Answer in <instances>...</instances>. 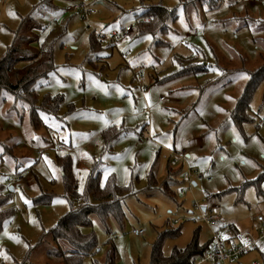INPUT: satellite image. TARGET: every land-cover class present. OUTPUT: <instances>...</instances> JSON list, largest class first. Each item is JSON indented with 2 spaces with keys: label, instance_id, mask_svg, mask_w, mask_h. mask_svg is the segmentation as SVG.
Returning a JSON list of instances; mask_svg holds the SVG:
<instances>
[{
  "label": "rangeland",
  "instance_id": "obj_1",
  "mask_svg": "<svg viewBox=\"0 0 264 264\" xmlns=\"http://www.w3.org/2000/svg\"><path fill=\"white\" fill-rule=\"evenodd\" d=\"M145 2L178 6L177 20L156 38L137 37L143 0H91L87 16L74 9L77 0H53L49 12L39 9L40 0H0V59L17 33L34 36L36 48L55 41L57 68L34 88L40 101L64 98L56 115L39 113L37 128L25 108L12 109V95L0 92V143L16 145L0 158L1 192L14 211L0 233V264L21 263L26 257L30 264H61L48 258L51 245L38 242L70 209L56 163L66 155L79 193L95 166L102 185L114 175L119 186L134 190L121 222L109 218L103 223L92 215V224L81 228L99 243L83 264H106L110 237L114 264H149L154 242L168 231L180 235L164 240L165 256L187 247L196 232L200 243L207 244L213 229L202 220L203 208L214 210L218 226L228 233L235 228L255 236L262 228L264 177L262 194L247 183L264 170V83L251 102L253 122L238 128L230 114L248 73L264 55V0H223L214 10L184 6L180 0ZM127 27L133 29L128 39L92 49L94 34ZM199 65L206 71L188 72ZM111 127L123 134L107 145L104 133ZM5 150L1 145L0 155ZM185 156L194 171L191 189L184 182L188 169L180 158ZM151 172L156 184L149 189ZM165 182L173 198L164 193ZM180 186L189 189L185 198L178 195ZM242 188L240 199L234 190ZM44 195L54 198L36 204ZM60 244L72 249L67 241ZM240 263L264 264V248ZM195 264L209 263L198 259Z\"/></svg>",
  "mask_w": 264,
  "mask_h": 264
},
{
  "label": "trees",
  "instance_id": "obj_2",
  "mask_svg": "<svg viewBox=\"0 0 264 264\" xmlns=\"http://www.w3.org/2000/svg\"><path fill=\"white\" fill-rule=\"evenodd\" d=\"M52 1L40 0L39 9H43L45 12L54 10L55 7L52 5ZM145 1L147 0H143L141 6L142 12L138 15L136 24L137 37L152 34L156 38L158 33L166 32L170 28V23L177 20L178 6L168 8L162 3L152 4ZM228 1L231 2L232 0ZM222 2L223 0H180V4H184V6H200L209 10L219 8ZM35 41L34 36L29 33L16 34L14 42L0 59V92L3 91L12 95L16 101L12 109L16 110L18 107L25 108L29 113L32 124L38 128L40 122L39 113L45 112L50 115H56L64 98L62 96H45L40 101L41 99L34 86L40 79L47 78L49 74L54 72L57 65L54 61L55 41H52L49 46L44 48H36L34 46ZM99 43L95 34L91 36V47L93 50ZM20 63L24 65L19 66ZM206 69L205 65H199L195 68L191 67L188 72H205ZM248 75L249 79L244 92L230 114V119L238 128H242L244 124L253 122L252 115L250 114L251 102L257 88L264 83V55L261 58V65L257 69L250 71ZM122 132V130L114 129V127L109 128L104 133L107 145L118 139L123 134ZM1 145L8 150H5L0 155V158L12 152L16 146H4V143H0ZM56 163L63 173L64 198L69 202L70 209L59 219L54 228L43 232L38 244L39 246L51 245L50 250L47 252L49 259L57 262L60 261L61 264H83L86 257L94 256L99 243L95 234H84L81 228L92 224L90 218L92 215H97L103 223H106V220L109 218L121 222L126 217L124 203L126 199L134 195V190L130 186H119L114 175H110L106 183L102 185L101 173L97 171L95 166L87 178L84 192L79 193L77 190V180L72 172L71 157L69 155L59 156ZM170 169L169 174L171 178L173 172ZM260 176L258 180L247 184H252L259 190V194H262L259 183L264 177V170ZM148 182L149 189H152L156 184L153 172H151ZM163 188L165 194L171 198L174 197L175 193L170 190L167 182H165ZM234 191L239 192V197L242 199L244 188L235 189ZM52 197L53 195L51 197L40 196L35 202L36 204H44L50 201ZM13 215L14 211L10 207L9 196L4 195L0 187V233L6 222ZM179 235V230L162 233L152 246L149 264H195L198 259L206 255L211 247L212 241L207 244H201L199 235L196 232L187 247L183 249L175 248L171 255L165 256L162 250L164 240L167 238H177ZM61 241H67L72 249L64 250L60 244ZM108 244L110 245V251L107 254L106 264H114L116 248L113 238L110 237ZM16 264L30 263L26 257L23 262ZM95 264L99 263L95 261Z\"/></svg>",
  "mask_w": 264,
  "mask_h": 264
},
{
  "label": "built area",
  "instance_id": "obj_3",
  "mask_svg": "<svg viewBox=\"0 0 264 264\" xmlns=\"http://www.w3.org/2000/svg\"><path fill=\"white\" fill-rule=\"evenodd\" d=\"M90 2L91 0H78V3L74 6V9L81 11L84 16H87L90 12ZM132 30V28L127 27L122 32H112L108 35L99 32L97 33V38L100 43L110 41L117 44L120 41L128 39ZM189 159V156L180 158V160L183 161L184 165L188 169L184 174V182L188 185L190 184L191 189L192 185H194V182L192 181L194 171L191 168V161ZM175 163H178V161H175ZM188 190L186 187L180 186L178 189L179 197L185 198ZM202 212V220L213 229V235L210 249L206 255L199 260L202 259L203 261H207L209 264H241V258L245 257L251 252L257 250L260 251L262 248H264V220L262 217L258 218V222L262 223V228L257 231L255 236H249L239 232L228 233L224 228L219 227L214 216V210L207 211L205 208H203ZM175 223L178 224L177 221Z\"/></svg>",
  "mask_w": 264,
  "mask_h": 264
},
{
  "label": "crops",
  "instance_id": "obj_4",
  "mask_svg": "<svg viewBox=\"0 0 264 264\" xmlns=\"http://www.w3.org/2000/svg\"><path fill=\"white\" fill-rule=\"evenodd\" d=\"M225 227V226H224ZM233 228V226H232ZM237 230L234 228V229H231V232H236Z\"/></svg>",
  "mask_w": 264,
  "mask_h": 264
},
{
  "label": "water",
  "instance_id": "obj_5",
  "mask_svg": "<svg viewBox=\"0 0 264 264\" xmlns=\"http://www.w3.org/2000/svg\"><path fill=\"white\" fill-rule=\"evenodd\" d=\"M194 186H195V183H194Z\"/></svg>",
  "mask_w": 264,
  "mask_h": 264
},
{
  "label": "snow or ice",
  "instance_id": "obj_6",
  "mask_svg": "<svg viewBox=\"0 0 264 264\" xmlns=\"http://www.w3.org/2000/svg\"><path fill=\"white\" fill-rule=\"evenodd\" d=\"M246 78V77H245Z\"/></svg>",
  "mask_w": 264,
  "mask_h": 264
}]
</instances>
